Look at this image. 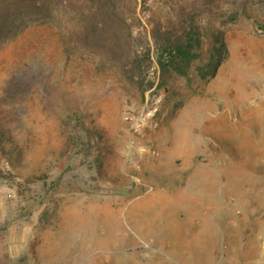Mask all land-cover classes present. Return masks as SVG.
Masks as SVG:
<instances>
[{"label": "rangeland", "instance_id": "obj_1", "mask_svg": "<svg viewBox=\"0 0 264 264\" xmlns=\"http://www.w3.org/2000/svg\"><path fill=\"white\" fill-rule=\"evenodd\" d=\"M136 1L114 45L49 23L0 43V264H181L186 241L191 264H264V4L220 24L233 0ZM182 8L200 47L163 69L152 34Z\"/></svg>", "mask_w": 264, "mask_h": 264}, {"label": "trees", "instance_id": "obj_2", "mask_svg": "<svg viewBox=\"0 0 264 264\" xmlns=\"http://www.w3.org/2000/svg\"><path fill=\"white\" fill-rule=\"evenodd\" d=\"M256 2L264 4V0H233L213 8L208 5V9L220 11V24H224L240 16L251 17L253 9L250 6ZM136 3V0H0V43L29 25L49 23L69 30L79 44L114 45L112 38L115 39L113 35L116 31L131 34L129 16L134 13ZM184 10L181 9L178 29L162 32L157 27L152 34L154 39L156 34L160 35V51L156 56L163 69L172 67L183 71L181 65L188 66L196 56L195 48L200 47L201 28L197 15ZM259 26L264 27L261 24ZM208 30H212V26ZM213 30V45L206 63L197 68L201 77L212 75L223 57L224 44L219 29L215 27ZM126 61L131 69L138 68V58Z\"/></svg>", "mask_w": 264, "mask_h": 264}, {"label": "crops", "instance_id": "obj_3", "mask_svg": "<svg viewBox=\"0 0 264 264\" xmlns=\"http://www.w3.org/2000/svg\"><path fill=\"white\" fill-rule=\"evenodd\" d=\"M216 215H218V214H216ZM211 220H212V223L214 224V226H216L217 225V223H216V221H213V218L211 217ZM187 222H190L188 219L186 220ZM227 223L229 222V221H226ZM201 228H199L200 229V231L201 232H203V233H205L204 231L205 230H203V227L205 226V224H206V222H205V219H203L202 221H201ZM227 225H229V224H227ZM208 229H206V231H207ZM218 230V229H217ZM217 232V231H216ZM203 240V239H202ZM210 241V240H209ZM217 241H218V239H217ZM216 241V242H217ZM206 242H208V240H206ZM191 242L190 241H186V245H185V247L182 249V251L181 252H179V253H175V254H172V256H174V257H178V258H180V263L181 264H191L193 261H192V259H191V256H192V254H191V251L193 250V248H192V246H191V244H190ZM210 247H208V246H205V245H201V246H198L197 248H195L196 250H198V249H201V250H208ZM211 249H213L212 248V246H211ZM258 254L257 255H254L255 254V252L252 254V255H254V256H251L250 255V257H253V258H258L259 259V252H257ZM228 256V255H227ZM246 256L248 257V255H246V253H245V255L243 256V258H246ZM211 258H212V260H213V263L215 264L216 262H217V260L219 259L218 258V256H217V253L216 252H212V256H211ZM231 258H234V256H232ZM197 259V257L195 258V260ZM215 259H216V261H215ZM202 263V262H201ZM213 263H211V264H213ZM232 262H230V264H231ZM251 264L253 263V264H259V260H257V261H253V262H250ZM242 264H246V262H242Z\"/></svg>", "mask_w": 264, "mask_h": 264}]
</instances>
